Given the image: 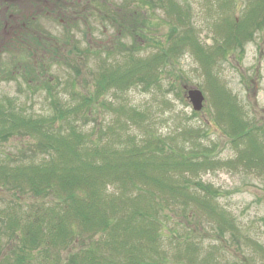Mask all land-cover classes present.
Wrapping results in <instances>:
<instances>
[{"label":"trees","instance_id":"obj_1","mask_svg":"<svg viewBox=\"0 0 264 264\" xmlns=\"http://www.w3.org/2000/svg\"><path fill=\"white\" fill-rule=\"evenodd\" d=\"M134 1L138 4L139 0ZM123 2L119 7L105 2L101 8L102 17L108 18L117 32L127 30L129 22L134 27L137 23L136 16L132 19L133 3ZM214 2L218 6L216 35L221 41L206 49L194 35L188 4L181 0H140L141 5L156 7L170 24L164 41H158V51L145 57L131 53L122 58L121 64L101 62L94 91H73L72 102L62 106L49 81L55 78L51 68L68 66L78 77V65L63 56V51L66 49L69 56L82 54L81 50L75 41L68 46L73 38L67 34L69 31L62 39L52 38L57 44L52 45L46 36L40 35L39 18H23L25 27L20 35L30 48L23 50L26 57L22 63L17 61V66L4 68L3 78L16 77L20 64L22 77L31 83L44 81L46 91L52 93L57 104L51 117L40 119L10 109L9 100L6 104L0 100V139L6 140L15 133L35 137L27 160H0V188L13 190L15 196L10 210L8 206L3 212L6 222L2 234L14 240L15 246L0 264H61L57 259L62 258L60 253L74 243L78 248L66 255L63 264H179L170 262L161 248L170 236L166 221L178 211L187 219L191 211L206 216L217 222L220 234L227 231L231 223L226 212L218 207V191L197 176L201 170L220 166L264 174V129L250 124L238 97L215 78L213 69L217 57L242 51L264 26V0ZM229 8L239 14L232 17L224 13ZM1 26L7 28L0 20ZM186 47L204 68L212 97L213 122L230 138L236 152L234 159L219 162L211 157V148L195 140L188 128L180 132V138L172 134L169 140L145 127L141 133H135L121 116L132 126L141 127L147 121L145 113L129 104L113 106L109 100L102 105L116 113L113 127H118V132H107L110 138L116 137L113 144L103 143L104 130L96 142L75 126L65 131L43 129L46 123L65 122L76 112L85 115L111 89L115 94L137 87L144 91L150 82L156 81L157 69ZM40 49L46 58L33 61ZM73 81L74 78L66 83L72 89ZM39 150L50 154L49 158L37 160Z\"/></svg>","mask_w":264,"mask_h":264},{"label":"rangeland","instance_id":"obj_2","mask_svg":"<svg viewBox=\"0 0 264 264\" xmlns=\"http://www.w3.org/2000/svg\"><path fill=\"white\" fill-rule=\"evenodd\" d=\"M181 1L189 6L190 25L204 48L221 41L216 35L217 3L214 0H208V3L207 0ZM105 2L113 3L116 7L124 3L123 0H19L17 3L16 0H0V20L7 27H0V75L3 73L0 100L3 104L9 100L10 109L40 119L51 117L57 104L55 98L52 99V93L46 91L44 81L40 84L31 83L28 78L22 77L24 73L20 64L16 67V77L3 78L6 73L4 68L9 70L14 64L17 66V61L22 63V58L26 57L23 50L30 48L20 35L25 27L22 24L25 16L39 18L40 35L47 37V42L57 45L51 39H62L67 30V34L73 37L68 46L71 47L75 41L81 50L82 54L73 53L69 56L65 54L66 49L63 51V56L66 55L67 59L78 65V77L68 66L53 65L51 68V74L56 79L49 81L51 87L55 88L54 97L58 96L60 101L57 102L62 103L60 106L72 102L73 91L89 94L94 91L101 62L121 64L122 58L131 53L145 57L158 51V41H164L170 31V24L163 19L161 11L149 4H139L140 0L138 4L131 0L133 5L130 3L127 6L132 5L130 9L135 14L132 19L136 16V26L129 22L127 30L117 32L118 28L111 25L108 18L102 17L101 8ZM230 10L224 13L232 17L239 14ZM185 49L157 69L156 81L150 82L144 91L137 87L116 92V95L111 89L85 115L76 112L65 122L58 120L55 124L46 123L43 129L65 131L69 126H75L84 136L96 142L101 130H104L103 143L113 144L116 137L110 138L107 132L111 129L118 132V127H113L116 113L102 105L105 100H109L113 106H118V103L129 104L145 113L147 121L141 127L132 126L125 116H121L135 133H141L145 127L167 139L172 134L180 138V132L188 128L195 140L211 148V157L225 162L234 159L236 152L229 143L230 138L213 122L212 97L204 68L199 65L194 54L187 47ZM33 58V61L43 60L46 55H42L40 49ZM213 71L215 78L238 97L250 118V124L264 129V26L256 31L253 40L247 42L242 51L235 50L225 57H217ZM72 78L73 89L66 84ZM184 86L195 87L205 96L203 109L197 115H192V107L184 95ZM34 139L21 133L10 135L6 140L0 139V160H27ZM49 155L39 150L37 160H47ZM197 178L218 191L216 202L226 212L231 225L220 234L217 222H212L206 216L193 211L189 213L188 219L180 211L171 214V218H168L171 221H166L170 236L161 244L168 260L179 264H264V174L259 175L255 170L247 171L241 167L220 166L201 170ZM107 187L110 185L107 184ZM13 193V190L0 188V260L15 246L14 240L2 235L3 223L6 222L3 212L8 206L10 210L11 204H14ZM77 248L78 244H72L67 251L60 253L63 259H57L63 264L66 255Z\"/></svg>","mask_w":264,"mask_h":264},{"label":"water","instance_id":"obj_3","mask_svg":"<svg viewBox=\"0 0 264 264\" xmlns=\"http://www.w3.org/2000/svg\"><path fill=\"white\" fill-rule=\"evenodd\" d=\"M184 89L186 90V98L188 99L192 110L195 112L201 111L204 104V95L201 90L195 87H184Z\"/></svg>","mask_w":264,"mask_h":264},{"label":"flooded vegetation","instance_id":"obj_4","mask_svg":"<svg viewBox=\"0 0 264 264\" xmlns=\"http://www.w3.org/2000/svg\"><path fill=\"white\" fill-rule=\"evenodd\" d=\"M15 0H11V2H14ZM17 1H19V0H16V3H17ZM8 11H9V8H8ZM12 17V16H11Z\"/></svg>","mask_w":264,"mask_h":264}]
</instances>
